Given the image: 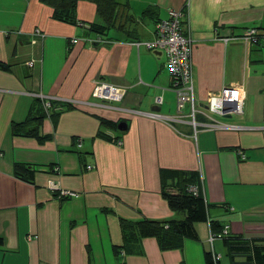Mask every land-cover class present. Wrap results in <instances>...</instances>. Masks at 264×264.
<instances>
[{"label":"crops","instance_id":"crops-1","mask_svg":"<svg viewBox=\"0 0 264 264\" xmlns=\"http://www.w3.org/2000/svg\"><path fill=\"white\" fill-rule=\"evenodd\" d=\"M115 1L114 25L96 32L89 1L69 23L38 0H0V264H205L206 252L232 264L210 235L264 241V43L219 38L264 33V0ZM168 9L186 13L194 125L188 103L176 112L165 54L144 45ZM102 82L121 98L93 96ZM232 87L241 113L215 119L208 93ZM169 171L195 175L207 220L180 247L126 242L122 221L175 216L161 195Z\"/></svg>","mask_w":264,"mask_h":264},{"label":"trees","instance_id":"trees-1","mask_svg":"<svg viewBox=\"0 0 264 264\" xmlns=\"http://www.w3.org/2000/svg\"><path fill=\"white\" fill-rule=\"evenodd\" d=\"M38 1L50 8L54 19L75 22V7L80 0ZM86 1L94 4L97 14L103 20L102 25H89L90 30L102 32L104 28L114 25L118 8L115 0ZM13 169L16 176L24 179L31 177L29 167L14 164ZM168 173L170 178L168 183L162 185L161 195L175 216L157 220L143 219L134 224L122 221V228L126 231L124 233L126 242H132L139 237H154L161 249L180 247L183 238H196L193 224L207 220V205L202 195L189 188L196 180L195 175L171 171ZM174 188L176 191H173ZM225 237L222 239L227 246L232 264H264V241L246 240L237 236ZM204 260L205 264H213L210 252L204 254Z\"/></svg>","mask_w":264,"mask_h":264},{"label":"built area","instance_id":"built-area-1","mask_svg":"<svg viewBox=\"0 0 264 264\" xmlns=\"http://www.w3.org/2000/svg\"><path fill=\"white\" fill-rule=\"evenodd\" d=\"M186 13L183 9H168L165 19H157L154 23L153 34L151 41L145 42L144 45L151 51H159L165 54V63L171 77L172 90L175 94V108L179 114L184 104L190 105L191 122L194 125V107L192 95V71H191V39L186 33L185 28ZM38 33V30L35 31ZM220 40L227 42L228 40L240 39L242 42H256L260 40L264 43V33L254 28L243 30L239 35H229L220 37ZM78 40L72 38L71 42L75 43ZM230 94H225L224 91L210 92L206 97V109L213 114L219 116L225 114H240L242 111L243 92L232 87ZM123 90L107 83H99L93 89V96L106 100L118 101L122 96ZM44 109H47L49 103H44ZM205 127H221L217 122L212 124H204ZM119 144L120 141L116 140ZM51 189H56L54 185ZM195 192V191H194ZM60 195H72L67 191H59ZM226 227L218 234L210 235L212 238H223L226 236ZM219 256L211 252L213 264L217 263Z\"/></svg>","mask_w":264,"mask_h":264},{"label":"water","instance_id":"water-1","mask_svg":"<svg viewBox=\"0 0 264 264\" xmlns=\"http://www.w3.org/2000/svg\"><path fill=\"white\" fill-rule=\"evenodd\" d=\"M221 117H223V118H230L231 115L230 114H225V115H222ZM124 128H125V123L124 122H119L117 124V129L122 130Z\"/></svg>","mask_w":264,"mask_h":264},{"label":"rangeland","instance_id":"rangeland-1","mask_svg":"<svg viewBox=\"0 0 264 264\" xmlns=\"http://www.w3.org/2000/svg\"><path fill=\"white\" fill-rule=\"evenodd\" d=\"M231 117H233V115H232ZM214 118H215V119H226V118H222V117L217 116V115H214ZM228 119H229V118H228Z\"/></svg>","mask_w":264,"mask_h":264}]
</instances>
